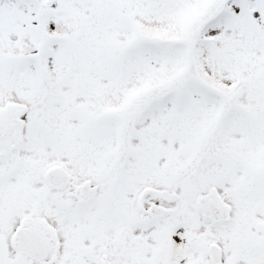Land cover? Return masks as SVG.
Wrapping results in <instances>:
<instances>
[{
	"label": "snow or ice",
	"instance_id": "1",
	"mask_svg": "<svg viewBox=\"0 0 264 264\" xmlns=\"http://www.w3.org/2000/svg\"><path fill=\"white\" fill-rule=\"evenodd\" d=\"M0 264H264V0H0Z\"/></svg>",
	"mask_w": 264,
	"mask_h": 264
}]
</instances>
